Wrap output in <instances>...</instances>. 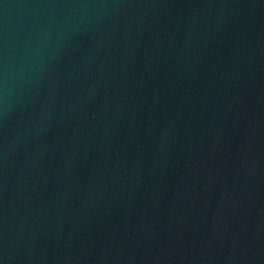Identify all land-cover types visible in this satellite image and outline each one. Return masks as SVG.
<instances>
[{"label": "water", "instance_id": "obj_1", "mask_svg": "<svg viewBox=\"0 0 264 264\" xmlns=\"http://www.w3.org/2000/svg\"><path fill=\"white\" fill-rule=\"evenodd\" d=\"M0 264H264V0H0Z\"/></svg>", "mask_w": 264, "mask_h": 264}]
</instances>
